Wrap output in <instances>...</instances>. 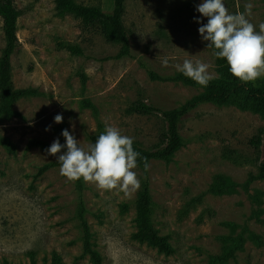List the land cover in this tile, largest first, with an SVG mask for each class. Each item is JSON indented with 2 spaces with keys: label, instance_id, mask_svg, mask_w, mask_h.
Masks as SVG:
<instances>
[{
  "label": "rangeland",
  "instance_id": "obj_1",
  "mask_svg": "<svg viewBox=\"0 0 264 264\" xmlns=\"http://www.w3.org/2000/svg\"><path fill=\"white\" fill-rule=\"evenodd\" d=\"M74 1L106 15L113 8V0ZM200 3L125 0L122 24L130 48L118 58L120 44L106 41L97 27H82L71 14L60 16L56 0H15L20 16L11 80L15 90L30 88L41 95L17 100L12 115L0 119V264H52L54 259L92 264L82 256L80 204L101 264H264V180L251 179L264 161V117L258 112L236 103L201 104L180 120L184 145L171 160L149 162L151 222L172 246L171 255L133 238L135 199L144 179L138 167V189L102 190L82 178L79 187L78 180L60 174L57 156L63 151L50 156L46 149H26L31 140L66 144L65 129L87 148L99 124L103 132L116 127L153 149L164 129L162 118L127 114L126 108L140 99L172 110L201 90L151 79L149 72L173 77L180 73L175 66L188 59L208 63L209 73L218 77L213 50L198 31L205 24L197 11ZM224 3L231 14L243 13L251 3L247 18L259 31L263 0ZM63 46H76L82 55ZM4 47L0 20V58ZM250 83L264 88V77ZM84 100L94 109L83 106ZM57 114L61 123L54 120ZM259 131L257 152L249 142ZM217 188L226 191L217 194Z\"/></svg>",
  "mask_w": 264,
  "mask_h": 264
},
{
  "label": "trees",
  "instance_id": "obj_2",
  "mask_svg": "<svg viewBox=\"0 0 264 264\" xmlns=\"http://www.w3.org/2000/svg\"><path fill=\"white\" fill-rule=\"evenodd\" d=\"M124 2L125 0H113V8L109 15L104 14L98 7L85 6L74 0H56V9L60 16L71 14L80 20L82 27H97L106 41L120 44L122 52L118 55L119 58L128 55L130 48L129 35L122 24ZM19 16L20 11L15 5V0H0V20L5 41V47L0 58V119L4 116L12 115V106L17 100L25 97L41 95L37 90L30 88L15 90L11 80L10 57L14 53L18 44L17 21ZM206 23L207 17H205V24ZM63 47L73 55H82V51L76 46ZM212 50L214 53L215 49L212 48ZM214 57L218 66V77L212 79L207 87H203L192 79L185 77L181 72L169 78H162L161 76L149 72V77L151 79H168L201 90L198 95L189 99L181 107L172 110H161L155 106L147 104L143 100L137 99L125 110L127 114L141 116L160 115L164 122V129L160 133L158 143L153 149H144L139 144L135 142L133 143L134 150L140 153L137 163L138 168L142 171L144 177L141 188L135 199L134 221L136 231L133 234V238L138 242H146L148 245L156 248L157 252L163 253L164 255H171L173 253V248L167 238L159 235L158 231L152 225V200L149 188L148 171L144 168L143 158H147L148 164L151 160H163L169 162L174 154L184 145L183 139L178 131L180 120L201 104L208 103L216 107H223L236 103L240 109H250L258 112L264 117V88H256L250 82L245 83L240 81L230 73L226 59L217 58L215 55ZM83 106L89 109H94L87 100H84ZM101 133H103V127L99 124L97 125V131L89 136L90 143H94ZM261 136L262 132L259 131L249 142L257 152L261 146ZM6 145L9 147L8 144ZM49 147V144L40 140H31L26 145V149L42 148L47 150ZM62 151H66V148L62 149ZM52 166L53 164L44 166L40 169L39 173H42ZM251 179L264 180V161H261L258 164V173L256 176H252ZM80 180H78L79 187H81ZM225 191L226 189L217 188L215 193L222 194ZM124 209H126V206H124ZM78 219L82 231V256H89L92 264H101L102 259L100 255L92 249V236L84 219V209L81 204ZM52 264H58V260L54 259Z\"/></svg>",
  "mask_w": 264,
  "mask_h": 264
},
{
  "label": "clouds",
  "instance_id": "obj_3",
  "mask_svg": "<svg viewBox=\"0 0 264 264\" xmlns=\"http://www.w3.org/2000/svg\"><path fill=\"white\" fill-rule=\"evenodd\" d=\"M251 3L245 5L243 13H229L224 0H202L197 11L207 17V23L202 24L198 31L207 47L215 49L217 58L226 59L230 73L242 82H254L264 77V22L256 26L247 18L251 15ZM200 23L199 20L196 21ZM163 66H168L165 59ZM177 71L181 72L203 87L215 77L209 73L210 65L202 61L185 59L177 64ZM56 123L63 121V116L54 117ZM49 129H46V131ZM66 144L59 139L53 141L46 150L50 156H57L60 164V174L70 181L80 180L95 183L102 190H129L138 189L140 181L136 169L140 153L133 148V138L122 135L120 130L113 126H106L94 143L87 148L65 129L62 131ZM144 168L149 164L143 158Z\"/></svg>",
  "mask_w": 264,
  "mask_h": 264
}]
</instances>
